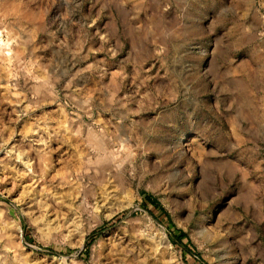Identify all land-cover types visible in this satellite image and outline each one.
Returning <instances> with one entry per match:
<instances>
[{
    "label": "rangeland",
    "instance_id": "rangeland-1",
    "mask_svg": "<svg viewBox=\"0 0 264 264\" xmlns=\"http://www.w3.org/2000/svg\"><path fill=\"white\" fill-rule=\"evenodd\" d=\"M0 264H264V0H0Z\"/></svg>",
    "mask_w": 264,
    "mask_h": 264
},
{
    "label": "trees",
    "instance_id": "trees-1",
    "mask_svg": "<svg viewBox=\"0 0 264 264\" xmlns=\"http://www.w3.org/2000/svg\"><path fill=\"white\" fill-rule=\"evenodd\" d=\"M145 198L150 204H152L153 206H155L157 208H160L164 212V214L167 215V213L164 211V209L161 207V205L159 204V202L157 201V199L153 195L147 194ZM181 235L184 236L185 234L182 232Z\"/></svg>",
    "mask_w": 264,
    "mask_h": 264
},
{
    "label": "bare ground",
    "instance_id": "bare-ground-1",
    "mask_svg": "<svg viewBox=\"0 0 264 264\" xmlns=\"http://www.w3.org/2000/svg\"><path fill=\"white\" fill-rule=\"evenodd\" d=\"M52 203V202H51ZM20 231H21V229H20ZM21 234V233H20Z\"/></svg>",
    "mask_w": 264,
    "mask_h": 264
}]
</instances>
